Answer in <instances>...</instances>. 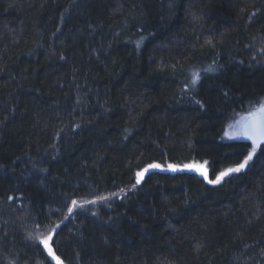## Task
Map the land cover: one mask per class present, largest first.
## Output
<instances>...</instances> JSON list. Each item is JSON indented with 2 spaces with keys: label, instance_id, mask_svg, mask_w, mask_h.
Returning <instances> with one entry per match:
<instances>
[{
  "label": "trees",
  "instance_id": "trees-1",
  "mask_svg": "<svg viewBox=\"0 0 264 264\" xmlns=\"http://www.w3.org/2000/svg\"><path fill=\"white\" fill-rule=\"evenodd\" d=\"M261 98L264 0H0V264H264Z\"/></svg>",
  "mask_w": 264,
  "mask_h": 264
},
{
  "label": "snow or ice",
  "instance_id": "snow-or-ice-1",
  "mask_svg": "<svg viewBox=\"0 0 264 264\" xmlns=\"http://www.w3.org/2000/svg\"><path fill=\"white\" fill-rule=\"evenodd\" d=\"M211 43V42H209ZM140 46V42H137V47ZM214 69H205V71H213ZM200 79V74L199 73H193L192 76V83L195 84L198 80ZM196 103H200V101H196ZM201 107L203 105L201 104ZM249 117L256 118L253 126L251 127H244L241 131L236 133V136H243L246 137L247 139L252 141V149L248 152V155L244 157V160L236 165L235 167L228 168L226 171L220 172L218 176L214 180H209L207 176V172L200 166H193V165H185V168H193L195 167L196 171L201 172L202 175H204V178L208 181L209 184L216 185L222 182L224 177L229 176L232 173H239L242 170H245L249 166V162L253 159L254 153L256 152V147L257 145L261 142L264 141V98H261L259 101H257L255 106H252V111L248 113ZM227 135V133H226ZM231 138V137H230ZM160 164H149L146 169H143L139 172L136 173V184L133 185V188L136 187V185L141 183V180L144 177L145 172H147L149 169H161ZM168 169L172 171H177L178 166L169 164ZM115 195V194H112ZM9 200H12L13 197L9 196ZM97 199H107V197H98ZM96 201H86L85 203H95ZM73 206H80L82 207L83 205H77V201L73 200L72 201ZM73 208L69 207L68 212L72 213ZM59 225L57 224L53 231H55V228H58ZM31 235V234H30ZM53 238V233L50 232L47 237L44 238H39L40 243L44 245V247L48 250V253L50 256H53V258L57 261V264H62L60 261V258L55 256L53 253L52 248L49 245V241L52 240Z\"/></svg>",
  "mask_w": 264,
  "mask_h": 264
},
{
  "label": "rangeland",
  "instance_id": "rangeland-1",
  "mask_svg": "<svg viewBox=\"0 0 264 264\" xmlns=\"http://www.w3.org/2000/svg\"><path fill=\"white\" fill-rule=\"evenodd\" d=\"M239 124H240V120L237 121L235 124L233 123V124H231L230 126H228L227 129H228V132H229V134H230L231 136L236 137V138H242V137H243V136H236V133L239 132V131H238ZM49 245H50V247L52 248L54 255L57 256L56 253L54 252V249H53V246H52L51 240L49 241ZM42 246H43V248L45 249V251H46V253H47L49 259L51 260V262H52L53 264H57V261L53 258V256H50V255H49L48 250L44 247L43 244H42ZM57 257H58V256H57ZM60 261L62 262V264H65L61 259H60Z\"/></svg>",
  "mask_w": 264,
  "mask_h": 264
},
{
  "label": "water",
  "instance_id": "water-1",
  "mask_svg": "<svg viewBox=\"0 0 264 264\" xmlns=\"http://www.w3.org/2000/svg\"><path fill=\"white\" fill-rule=\"evenodd\" d=\"M255 119L256 118H252V117H249V116H246L241 122H240V124H239V127H238V131H241L244 127H251V126H253V124H254V122H255ZM244 138H246V137H244ZM247 139V138H246ZM247 140H249V139H247ZM251 143H252V141L251 140H249ZM264 143V141H261L259 144H263ZM258 144V145H259Z\"/></svg>",
  "mask_w": 264,
  "mask_h": 264
}]
</instances>
